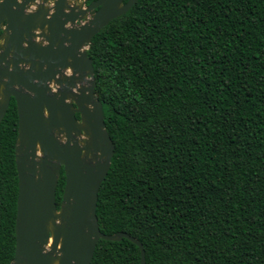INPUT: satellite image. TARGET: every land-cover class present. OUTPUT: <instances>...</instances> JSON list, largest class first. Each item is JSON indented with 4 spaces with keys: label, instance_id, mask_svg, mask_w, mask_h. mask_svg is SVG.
Wrapping results in <instances>:
<instances>
[{
    "label": "trees",
    "instance_id": "16d2710c",
    "mask_svg": "<svg viewBox=\"0 0 264 264\" xmlns=\"http://www.w3.org/2000/svg\"><path fill=\"white\" fill-rule=\"evenodd\" d=\"M87 53L114 144L101 232L138 239L145 264H264V0H137ZM17 122L12 98L0 122V264L15 249ZM63 187L61 171L57 206ZM90 264H140V250L99 239Z\"/></svg>",
    "mask_w": 264,
    "mask_h": 264
},
{
    "label": "water",
    "instance_id": "95a60500",
    "mask_svg": "<svg viewBox=\"0 0 264 264\" xmlns=\"http://www.w3.org/2000/svg\"><path fill=\"white\" fill-rule=\"evenodd\" d=\"M0 0V122L13 98L18 177L9 264H90L101 232L100 185L114 144L95 94L91 38L137 0ZM64 187L59 205L56 188Z\"/></svg>",
    "mask_w": 264,
    "mask_h": 264
},
{
    "label": "rangeland",
    "instance_id": "374dc122",
    "mask_svg": "<svg viewBox=\"0 0 264 264\" xmlns=\"http://www.w3.org/2000/svg\"><path fill=\"white\" fill-rule=\"evenodd\" d=\"M81 1H82V0H79V1H77V2H75V3H76V4H81Z\"/></svg>",
    "mask_w": 264,
    "mask_h": 264
}]
</instances>
